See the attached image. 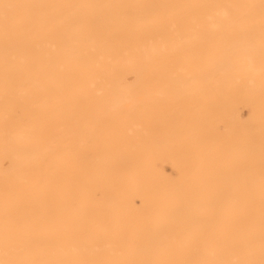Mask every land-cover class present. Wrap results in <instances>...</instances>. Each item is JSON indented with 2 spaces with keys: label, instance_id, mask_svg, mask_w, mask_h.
<instances>
[{
  "label": "rangeland",
  "instance_id": "rangeland-1",
  "mask_svg": "<svg viewBox=\"0 0 264 264\" xmlns=\"http://www.w3.org/2000/svg\"><path fill=\"white\" fill-rule=\"evenodd\" d=\"M18 1L4 4L8 19L23 14L36 24L46 18L40 6L70 21L77 2ZM85 3L78 10L84 21L109 16L118 38L140 53H42L40 67L37 53L1 51L0 79L12 83L0 86L2 133L8 146L16 142L14 151L36 148H20L30 153L18 159L1 133L0 150L15 165L0 163V264H264V58L251 60L261 67H240L231 53L198 51L209 5L243 11L252 24L264 16V0H110L106 11ZM182 24L194 43L174 45L175 53L151 49L180 38ZM150 64L160 65L161 72L153 68L160 79L140 73ZM205 65L213 66L210 75ZM109 68L110 78L128 72L117 102L118 81L103 98ZM59 72L67 76L62 84ZM140 86L150 94L129 93ZM100 94L101 108L89 113ZM63 118L72 119L70 136L48 140Z\"/></svg>",
  "mask_w": 264,
  "mask_h": 264
},
{
  "label": "bare ground",
  "instance_id": "bare-ground-1",
  "mask_svg": "<svg viewBox=\"0 0 264 264\" xmlns=\"http://www.w3.org/2000/svg\"><path fill=\"white\" fill-rule=\"evenodd\" d=\"M33 1H35V0H19L17 4L21 5L22 2L26 3V2H33ZM94 1L98 2L99 5L102 6V10L106 11L110 7V0H94ZM6 2H11V0H0V54H2L1 51H3L4 49L7 50L9 48H17L18 50L16 53H37L36 55L39 58L38 59L39 66L43 67L42 53H65L66 56H68V57H75L79 53H140L139 49H138L139 46L129 47V46L125 45V43L123 42V40H121V38H118V35H117L118 23L115 20L111 19L109 16L104 18L103 19L104 21H102V23H97V21H98L97 19H89V20H87V22L83 20V18L79 15L78 10H80L79 6H81V7L83 5L89 6L87 3H85V2H88V0H79V1L77 0V2H75L76 4L74 6L69 7L68 10L72 14V19L70 21H68L66 18V12L65 13H55V14L49 16L50 15V13H49L50 7L48 5L40 6V8H41L40 10L43 12V14L46 16V18H45V21L43 23H38V24H36L35 22H32L29 18L25 17L23 14L12 16V18L9 20L8 19L9 15L6 13V7L4 6V4ZM235 8L239 9L240 12L243 10V8L241 6H237ZM208 9L210 10V13L207 14L209 20L204 22L206 27H204L202 30L201 44L198 47V51L200 53H213V54L218 53L217 56H219L220 58L227 57L231 53L232 57H234V59L236 60L237 64H239L240 67H247V66H249V64L255 63V60L259 57L264 58V16H262L261 20H258L256 22L250 24L244 18V15L242 14L243 11H242V13L235 15L233 13H228V11L225 9L224 6L213 7V6L209 5ZM230 16L237 17V19L235 21H232V22L227 21L225 19V17H230ZM181 26H182V28H181L182 30H181L180 38L175 39V36H173L175 40H172L171 42H167V43H166L165 39L162 38L159 41H157L156 43L149 44L151 49L154 48L156 45L160 44L161 48H164L165 53H175L173 51L174 45H178V46H181L183 48H186L188 45L194 43L195 42V37H194L195 34H194V31H192V28L190 26L184 25V24H182ZM50 35H52V36H50ZM57 36H61V37H57ZM52 38H54V39H52ZM50 41L54 42L52 44V46L49 44ZM185 44H188V45L184 46ZM254 56H256V57H254ZM123 57H125V56H122L120 59H122ZM253 57L255 58V60H254V62H251V60H253ZM160 58H162V57H160ZM218 59H216V60L219 61ZM223 59H225V58H223ZM127 60L130 61V59H127ZM111 61H113V60H111ZM225 61H227V60H225ZM114 62H115V60L113 61V64H114ZM122 62L125 65L124 59L121 60V64H122ZM145 62H146V60H145ZM147 62H148V60H147ZM230 62L232 64V61H230ZM260 62H262V61H260ZM207 63L212 65L213 63H216V62H213V63L207 62ZM256 63L259 64L258 61ZM56 64L58 66H63L64 62L59 61ZM105 64L109 65L110 63L106 62ZM228 64H230V63H228ZM257 64H255V65H257ZM150 65L151 66H149L148 69L145 70V68H144V70L142 69L143 72L140 71V73H144L142 75L148 76L152 72L154 74V76L152 74H151L152 77H151V75H149L150 79L152 80V78H155L158 80V78H159L158 75L161 74V73L157 74L158 71L160 70V65H158L159 67H157L156 65L153 66L152 64H150ZM233 65H234V61H233ZM251 65H253L255 67L254 64H251ZM207 66H209V65H205V67H207ZM225 66H227V65H224V68H225ZM258 66H260V64L257 65L256 68ZM195 67H196V65H195ZM210 67H213V66H209L208 69L205 68L207 74L209 73L207 71H210V69H209ZM262 67H264V65H262ZM110 68L107 71H104V74H108V75H104V74L102 75V78H103V76H106V78L104 77V80L106 79L105 80L106 84L105 83H104L105 85L103 84V86H105V87H103V89L105 88V90H103L101 88V91L102 90L105 91L103 93V98H104L105 93L108 92L107 89L109 91H111L110 86L112 87V84L114 82L118 81V83L117 82L114 83V85H115V87L113 86L114 89L112 87V90H116L115 93L117 92L115 94L116 96H118V99L116 98V102H117V101H119L120 96H121L119 94V92H120L119 89H122L120 86L118 87V85H121L123 87L122 84L125 83V81H123V83L120 81V79H121L120 77L123 76L122 78H125L126 75L128 77V74H127L128 72L126 71L127 69H125L124 72H122V76H120V74L118 73L117 75H114L113 78L112 77L110 78L109 74H111L113 72V71L112 72L110 71ZM141 68H143V67H141ZM153 68L158 70L157 73L155 70H153ZM256 68H255V70H256ZM101 69L102 68H100L99 70L102 71L101 73H103V69L102 70ZM260 71L264 72V71H262V69ZM159 72H161V71H159ZM204 72L205 71L200 73V71H199L198 73L202 74V75L199 74L200 76L198 74H197L198 75L197 76L195 73H194V75L197 76L198 78H200L201 80H203L205 78H208V75H210V74L207 75ZM133 73L134 74H132V72L129 73V76H132V75L134 76L136 74L135 72H133ZM203 73L205 75H207V77L203 76L204 75ZM252 73H253V71H252ZM56 74H58V75H55L56 81L60 84H62V82H64V79L67 78V76L65 74H62L60 72L56 73ZM155 74H157V76ZM162 75H163V71H162ZM169 76L170 75H168V77ZM190 76L192 77V75H190ZM190 76H189V79L191 78ZM247 76H250V75H247ZM134 77L136 78V76H134ZM134 77H133V80L135 79ZM149 77H147V78H149ZM201 77H204V78H201ZM143 78H145V77H143ZM92 79H93V76H92ZM99 80L102 83V79L100 78ZM110 82H111V84H110ZM128 82H129V80H128ZM35 83H37V82L32 80V81L27 82V84L23 83L24 85L22 84V87H30V86L34 85ZM1 85L6 87L7 89L12 87V83L6 78L0 79V86ZM253 85L254 84L251 83L250 86H253ZM255 85H254V87H255ZM256 86H258V85H256ZM259 87L260 86L257 87L258 91H259ZM76 88H77V85H76ZM139 89H137V90L134 89L135 91L132 89L133 90L132 91L130 88V90L132 92L129 91V93L133 94L135 92L139 93V91L140 92L145 91V90H143V87L141 89V86ZM212 89H216V88H212ZM128 90L129 89L126 88V90H125V88H124L123 92L124 93L128 92ZM209 90H211V89H209ZM243 90L246 91L245 88ZM150 92H148V93L143 92V93L145 95V94H150ZM128 94H126V95H128ZM124 95H123V97H124ZM207 95H209V94L207 93ZM99 97H102L101 94H100V96L98 95V97H96V99H95L96 102L92 101V99H91V102H93V105H91L89 113L90 112L92 113V111L94 109L98 108V105H99L98 100L99 99H100V101L101 100L103 101V99H101ZM93 100H94V98H93ZM125 100H127V99L125 98ZM91 102H90V104H91ZM103 106H104V104H103ZM134 106H136V105H134ZM139 107H140V105H139ZM100 108H98V109H100ZM86 110L84 111V113L81 112L78 114H80V116H82L81 115L82 113H83V115L86 114V112H87ZM80 111H82V108ZM88 114H86L87 116L86 115L83 116V122L85 120V118H84L85 116L89 117ZM128 116H130V115H128ZM79 119H81V118L79 117ZM85 121H87V119ZM71 122H72V119L70 120L69 118H63V119H59L58 121H56V123H54L53 126L51 125L49 130L46 132V136L49 138L48 140H52V142H53V140H55L58 137H59V139L60 138L62 139L63 138L62 136L65 133L66 134L64 136L67 135L66 137H69L70 136L69 134H71L70 133L71 130L74 128V127L71 128V125H70ZM74 123H76V121ZM1 124L4 125V123H1ZM1 124H0V135L2 132H6L5 125H4L5 129H4V127L1 126ZM19 125L20 124H18V126ZM22 126H24V124ZM1 128H2V130H1ZM83 128L80 130H83ZM7 131H9V130L7 129ZM67 131H68V133H67ZM5 134L8 135V137H7L8 140L6 139L8 142L4 139V138H6ZM5 134L2 133L4 138H2L3 137L2 135L0 136V138H2L4 141L7 142V143H5L2 140L3 143H5L4 146L6 147V150L8 148V151H9L11 148L13 150L12 152H15V151L17 152L16 155H18V154L20 155V153H21L20 148H22V150H21L22 152L25 151L24 150L25 148L23 149V147L28 148V150L27 149L26 150L30 151V152L34 147L36 148V145L35 146L32 145V148L28 147V145L27 146L24 145V146H22L19 149H16L14 151V149L12 147L15 146V148H16V142H15V145H11L12 147L8 146V145H10V144H8L10 136L8 133H5ZM18 136H20V134ZM53 138H55V139H53ZM22 139H24V138H22ZM44 140L47 141V139H44ZM11 141H13V140L11 139L10 143H12ZM13 143H14V141H13ZM0 146H2V148L4 147L2 143L0 144ZM19 146H17V147H19ZM39 146H40V144H39ZM29 148L31 150H29ZM1 150H0V163L1 162L8 163L10 161V158H12L11 152L3 151V150L1 151ZM18 150H19V152H18ZM30 152H27V154ZM47 153L48 152H46V154ZM50 153H52V152H50ZM23 154H24V156L21 153L22 157L20 155V156H17V158L19 157L18 159H20V158L23 159L27 155L26 153H23ZM14 156H15V154H14ZM41 156H42V154H41ZM47 156H45V157H47ZM14 158L17 160L16 161V163H17L19 160L16 158V156ZM45 159H47V158H45ZM12 160H13V158H12ZM13 162L12 163L9 162V163H11L13 166V164L15 163V162L14 163ZM10 165H9V167H10ZM5 168L4 167L1 168V166H0V170L1 169L4 170ZM8 172H9V170H8ZM12 172H14V171H12ZM7 174L11 175V172H9ZM3 177H4V175H3ZM232 188H234V186ZM141 190H142V188H141ZM0 227H2V226H0Z\"/></svg>",
  "mask_w": 264,
  "mask_h": 264
}]
</instances>
